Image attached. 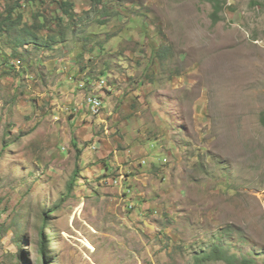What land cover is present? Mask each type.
Listing matches in <instances>:
<instances>
[{"label":"rangeland","instance_id":"1","mask_svg":"<svg viewBox=\"0 0 264 264\" xmlns=\"http://www.w3.org/2000/svg\"><path fill=\"white\" fill-rule=\"evenodd\" d=\"M17 1L0 264H264V0Z\"/></svg>","mask_w":264,"mask_h":264},{"label":"built area","instance_id":"2","mask_svg":"<svg viewBox=\"0 0 264 264\" xmlns=\"http://www.w3.org/2000/svg\"><path fill=\"white\" fill-rule=\"evenodd\" d=\"M105 83H106L105 81H102L101 83H99V86L102 87L101 84L105 85ZM88 103H89V111L93 117H97V114H101V111L105 107L103 100H92L89 97Z\"/></svg>","mask_w":264,"mask_h":264},{"label":"trees","instance_id":"3","mask_svg":"<svg viewBox=\"0 0 264 264\" xmlns=\"http://www.w3.org/2000/svg\"><path fill=\"white\" fill-rule=\"evenodd\" d=\"M213 2H214V4H215V7H216V10H215V15H217L218 14V12H219V10H218V5H217V2L219 1V0H212ZM64 6H66V7H68V2H65L64 4H63ZM10 13V16H11V14H12V12H9ZM67 13H69L68 11H67ZM19 24L21 23V20H19V22H18ZM26 29H24L23 31H25ZM27 34L29 35V36H31V34H29L28 32H27ZM221 257H226V256H221ZM225 259V258H224Z\"/></svg>","mask_w":264,"mask_h":264},{"label":"bare ground","instance_id":"4","mask_svg":"<svg viewBox=\"0 0 264 264\" xmlns=\"http://www.w3.org/2000/svg\"><path fill=\"white\" fill-rule=\"evenodd\" d=\"M102 81H104V80H102ZM102 81H101V82H102ZM101 82H100V83H101ZM94 97H95V98H91V99H92V100H101V99H102V98L100 99L98 96H94ZM102 100H103V99H102ZM97 116H98V114H97Z\"/></svg>","mask_w":264,"mask_h":264},{"label":"clouds","instance_id":"5","mask_svg":"<svg viewBox=\"0 0 264 264\" xmlns=\"http://www.w3.org/2000/svg\"><path fill=\"white\" fill-rule=\"evenodd\" d=\"M21 0H18L17 2L19 3ZM20 4V3H19Z\"/></svg>","mask_w":264,"mask_h":264}]
</instances>
